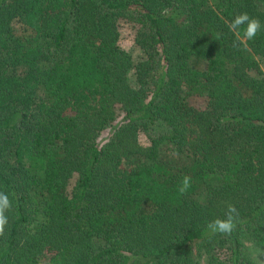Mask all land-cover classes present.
<instances>
[{
    "label": "trees",
    "instance_id": "16d2710c",
    "mask_svg": "<svg viewBox=\"0 0 264 264\" xmlns=\"http://www.w3.org/2000/svg\"><path fill=\"white\" fill-rule=\"evenodd\" d=\"M244 12L264 25V0H0V264H254L264 28L234 47Z\"/></svg>",
    "mask_w": 264,
    "mask_h": 264
},
{
    "label": "clouds",
    "instance_id": "9594fccd",
    "mask_svg": "<svg viewBox=\"0 0 264 264\" xmlns=\"http://www.w3.org/2000/svg\"><path fill=\"white\" fill-rule=\"evenodd\" d=\"M264 28L261 21L256 17L249 16L248 13H240L236 15L229 23V29L238 36V40L234 42V47L255 39L257 34ZM243 31V37H239V33ZM192 178L184 176L180 182L178 192L183 195L191 187ZM13 209L12 201L7 193L0 192V237L6 235L9 225V215ZM239 212L235 205L228 204L224 212V218H216L208 222L206 228L211 234L231 235L237 227ZM254 264H264V248H257L254 253Z\"/></svg>",
    "mask_w": 264,
    "mask_h": 264
},
{
    "label": "rangeland",
    "instance_id": "374dc122",
    "mask_svg": "<svg viewBox=\"0 0 264 264\" xmlns=\"http://www.w3.org/2000/svg\"><path fill=\"white\" fill-rule=\"evenodd\" d=\"M118 31H119V45L129 51L132 56H136L140 53L138 47L134 44L133 39L135 36L136 25L127 20H120L118 24ZM261 68L264 71V62L261 64ZM191 103L195 106H202L205 104V99L203 97L193 96L190 99ZM107 132H104L105 135ZM143 139V136H141Z\"/></svg>",
    "mask_w": 264,
    "mask_h": 264
}]
</instances>
